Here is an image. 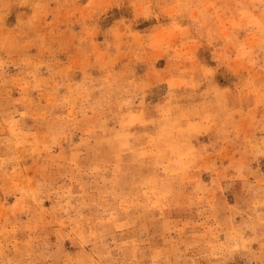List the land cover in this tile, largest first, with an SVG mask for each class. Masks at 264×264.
I'll return each mask as SVG.
<instances>
[{
	"label": "clouds",
	"instance_id": "obj_1",
	"mask_svg": "<svg viewBox=\"0 0 264 264\" xmlns=\"http://www.w3.org/2000/svg\"><path fill=\"white\" fill-rule=\"evenodd\" d=\"M0 264H264V0H0Z\"/></svg>",
	"mask_w": 264,
	"mask_h": 264
}]
</instances>
